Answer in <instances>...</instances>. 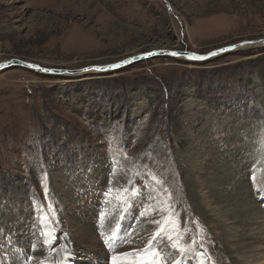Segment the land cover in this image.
Masks as SVG:
<instances>
[{
	"label": "rangeland",
	"instance_id": "rangeland-1",
	"mask_svg": "<svg viewBox=\"0 0 264 264\" xmlns=\"http://www.w3.org/2000/svg\"><path fill=\"white\" fill-rule=\"evenodd\" d=\"M259 39L264 0H0V62L78 70ZM250 234L264 238V48L0 73V264H112L150 247L165 264H264Z\"/></svg>",
	"mask_w": 264,
	"mask_h": 264
},
{
	"label": "water",
	"instance_id": "water-1",
	"mask_svg": "<svg viewBox=\"0 0 264 264\" xmlns=\"http://www.w3.org/2000/svg\"><path fill=\"white\" fill-rule=\"evenodd\" d=\"M256 46H261L264 48V39L259 40H251V41H242L233 45H227L221 48H218L214 51H211L205 55H198L192 52H178V51H168V50H153L148 53L139 54L133 57H129L119 62L107 64V65H96V66H89L78 70H58V69H47L43 68L37 64L29 63L26 61H22L19 59H11L5 62H0V73L3 71H7L9 69L18 68L24 69L27 71H32L38 74L47 75V76H74L79 74H86V73H95V74H107L112 73L115 71H120L126 67H130L136 63L154 58V57H174V58H183L187 62L192 63H202L206 62L212 58H216L218 56H222L225 54H229L235 52L237 50H242L243 47L245 48H254ZM176 52L180 55L172 56L169 53ZM189 56H196L201 57L202 59H189Z\"/></svg>",
	"mask_w": 264,
	"mask_h": 264
},
{
	"label": "snow or ice",
	"instance_id": "snow-or-ice-1",
	"mask_svg": "<svg viewBox=\"0 0 264 264\" xmlns=\"http://www.w3.org/2000/svg\"><path fill=\"white\" fill-rule=\"evenodd\" d=\"M170 55L172 56H177V55H180L179 53H176V52H172V53H169ZM189 59H202L201 57H196V56H189L188 57ZM135 194H138V193H135ZM106 196L108 195L107 193L105 194ZM48 235V234H46ZM54 235L52 236V239H54ZM169 239H171V237H169ZM45 243L51 244V241L46 239L45 240ZM149 253H151L154 257V259L150 262V264H165V261H166V258L164 257V253L163 251H154L153 248H147L144 250V252L142 253H135V254H132V253H122L120 254L119 256H113L112 257V264H123V261L126 260L129 256H132V255H141V256H145V255H148ZM201 264H203V262H201Z\"/></svg>",
	"mask_w": 264,
	"mask_h": 264
},
{
	"label": "bare ground",
	"instance_id": "bare-ground-1",
	"mask_svg": "<svg viewBox=\"0 0 264 264\" xmlns=\"http://www.w3.org/2000/svg\"><path fill=\"white\" fill-rule=\"evenodd\" d=\"M244 48V47H243ZM256 48H262L261 46H256ZM181 59V58H180ZM3 62H5V61H3ZM82 236V235H81ZM79 237V236H78ZM90 236L88 235V236H85L84 235V237H81V239L80 240H78V238H76L79 242H75V243H77V244H75V243H73L72 244V248H79V247H82V246H84V245H87V247H88V245L91 243V239L89 238ZM224 237V236H223ZM80 238V237H79ZM243 240H258V241H262V240H264V238H262V237H257V236H255L254 234H250V236H247V235H245L244 236V238H242ZM230 242V240H227V244ZM110 247H112V245H110L109 247H108V249H110ZM84 249V248H83ZM82 249V250H83ZM256 249H258V248H256ZM260 249V248H259ZM79 250V249H78ZM92 250V249H91ZM68 252V251H67ZM258 252V251H257ZM262 253H263V251H262ZM86 254V253H85ZM223 254H224V258L226 259V260H229L230 258H233V257H231L230 256V258H228V256H227V254H225L224 252H223ZM264 255V254H263ZM69 256H70V254H69ZM80 256V255H79ZM67 258V257H66ZM68 259V258H67ZM41 261H46L45 259H43V260H41ZM229 261H231V260H229ZM233 262H234V260H232ZM235 261H237L236 259H235ZM124 262H126V261H124ZM232 262V263H233ZM40 263V262H39ZM42 264V263H41ZM43 264H45V263H43ZM125 264V263H124ZM231 264V263H230ZM236 264H238V263H236ZM239 264H243V262H241V261H239Z\"/></svg>",
	"mask_w": 264,
	"mask_h": 264
},
{
	"label": "trees",
	"instance_id": "trees-1",
	"mask_svg": "<svg viewBox=\"0 0 264 264\" xmlns=\"http://www.w3.org/2000/svg\"><path fill=\"white\" fill-rule=\"evenodd\" d=\"M209 104H211V102H209ZM212 105L216 106V107H219L220 109L219 110H228L232 107V101L230 99H220L219 102H212Z\"/></svg>",
	"mask_w": 264,
	"mask_h": 264
}]
</instances>
